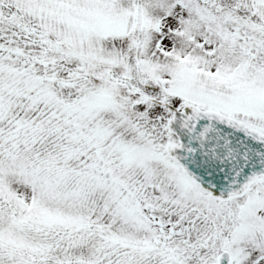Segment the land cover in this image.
<instances>
[{
	"label": "snow or ice",
	"instance_id": "snow-or-ice-1",
	"mask_svg": "<svg viewBox=\"0 0 264 264\" xmlns=\"http://www.w3.org/2000/svg\"><path fill=\"white\" fill-rule=\"evenodd\" d=\"M0 264H264V0H0Z\"/></svg>",
	"mask_w": 264,
	"mask_h": 264
}]
</instances>
